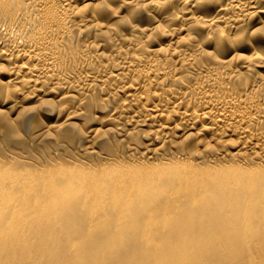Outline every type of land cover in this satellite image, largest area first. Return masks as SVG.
I'll use <instances>...</instances> for the list:
<instances>
[{
  "label": "bare ground",
  "instance_id": "obj_1",
  "mask_svg": "<svg viewBox=\"0 0 264 264\" xmlns=\"http://www.w3.org/2000/svg\"><path fill=\"white\" fill-rule=\"evenodd\" d=\"M250 16L264 0H0L1 124L87 143L1 145L0 264H264Z\"/></svg>",
  "mask_w": 264,
  "mask_h": 264
},
{
  "label": "rangeland",
  "instance_id": "obj_2",
  "mask_svg": "<svg viewBox=\"0 0 264 264\" xmlns=\"http://www.w3.org/2000/svg\"><path fill=\"white\" fill-rule=\"evenodd\" d=\"M122 13L123 12H125L126 13V10H122L121 11ZM124 13V14H125ZM121 14V13H120ZM115 18H116V20L118 19V16L117 15H115V16H112L111 17V21H113V20H115ZM258 20L259 21H264V18H262V17H252V16H250V19H249V22L247 23L248 25V27H245V28H243V30L242 31H244V32H242L243 33V35L242 34H238L239 36V42L240 41H242L243 39H246V38H248V36L249 37H251V39H250V44H251V47H247V48H244L245 50H243L244 52H250V51H252V48H254L255 47V49H258V52H261V53H264V33H261V32H264V30L263 29H261V31L259 30V28H260V26H259V24H262V26H264L263 25V23H258ZM255 26V29H256V26H258L257 27V29L258 30H255L253 27ZM244 27V26H243ZM251 27V28H250ZM252 28H253V33H256V34H252L251 32V35H249V32L247 33V30L248 31H250V30H252ZM264 28V27H263ZM255 31V32H254ZM258 31H259V33H258ZM248 34V35H247ZM252 46H254V47H252ZM258 70H260L261 72H264V68H262V67H258ZM13 117H14V115H13ZM4 119H6V115L5 114H0V120H4ZM45 119V118H44ZM55 119V115H53V117H51L50 119H48L47 120V118L45 119V121H47V122H51V121H53ZM13 121H15V122H13ZM9 121H6L5 120V123H3V124H1V122H0V150H2L3 148L2 147H4V149L3 150H15V151H17V150H19V151H17V152H19L20 154H24V155H26V153L28 152V153H30L31 151V153L30 154H33V152H34V154H36L37 156L39 155V153L40 152H42V153H40V155L39 156H47L48 154L47 153H51V152H53L54 150H56L57 151V154H55V153H51L50 155L51 156H62L63 158L64 157H66L68 154H71L72 153V151H73V153L72 154H77L78 155V153H81V149L85 146V145H87V143H86V141H84V140H80V138L78 137V134H79V132L78 133H76V131L75 130H73V131H69V132H65V133H61V132H57V131H52V134H53V137L54 138H56V139H58V143H59V145H55V146H53V145H51V143H49V142H45L44 140H42L36 133H37V131H35L34 132V130L36 129V127H37V125L39 126L41 123H42V119H40V120H37V122H35L34 124V126L31 124V125H29V126H27V127H21L19 124H17V122H18V119L17 120H11L10 121V123H8ZM11 122H13V124L16 126V129L18 130L17 132H16V129H12V128H14V125H12L11 124ZM40 122V123H39ZM76 122L78 123V124H82L83 123V120L82 119H78V120H76ZM9 124V125H8ZM10 124L12 125V126H10ZM83 125V124H82ZM8 127H12V128H8ZM81 127V126H80ZM12 129V130H11ZM82 129V128H81ZM78 131V130H77ZM11 132H13L14 134V136L13 135H10V134H12ZM17 134V137H16V134ZM20 133V134H19ZM77 134V135H76ZM59 135V136H58ZM60 135H62V136H60ZM12 136V137H11ZM60 137V138H59ZM63 137H64V139H63ZM10 138V139H9ZM67 138H69V139H67ZM63 141H62V140ZM40 140H42V141H44V142H42V141H40ZM66 140H67V142H66ZM73 140H74V142H73ZM70 141H72V142H70ZM78 142V143H77ZM18 143V144H17ZM43 143H44V145H43ZM63 143V144H62ZM68 143V144H67ZM45 144L47 145V144H49L50 146H46V147H44L45 146ZM1 145H2V147H1ZM65 145V146H64ZM71 145V146H70ZM39 146V147H38ZM52 146H53V148H52ZM62 146V147H61ZM81 146V147H80ZM6 147H7V149H6ZM35 147H37V148H35ZM60 147V148H59ZM74 147V148H73ZM78 147V148H77ZM34 148V149H33ZM41 149V151H39L40 149ZM47 149V151H46V149ZM55 148V149H54ZM80 148V149H79ZM28 149V150H27ZM29 149H31V150H29ZM58 149V150H57ZM66 149V150H65ZM68 149V150H67ZM22 150V151H21ZM43 150V151H42ZM65 150V151H64ZM26 151V152H25ZM39 151V152H38ZM63 151V152H62ZM66 151L68 152V153H66ZM47 152V153H46ZM60 152V153H59ZM71 152V153H70ZM27 153V154H28ZM44 153H46V155L44 154ZM62 154V155H61ZM79 157V156H78Z\"/></svg>",
  "mask_w": 264,
  "mask_h": 264
}]
</instances>
